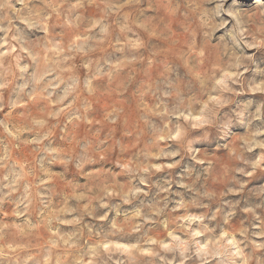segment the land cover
I'll list each match as a JSON object with an SVG mask.
<instances>
[{"label": "clouds", "instance_id": "clouds-1", "mask_svg": "<svg viewBox=\"0 0 264 264\" xmlns=\"http://www.w3.org/2000/svg\"><path fill=\"white\" fill-rule=\"evenodd\" d=\"M0 264H264V0H0Z\"/></svg>", "mask_w": 264, "mask_h": 264}]
</instances>
